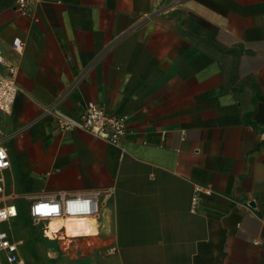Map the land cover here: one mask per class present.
<instances>
[{
    "label": "crops",
    "instance_id": "obj_1",
    "mask_svg": "<svg viewBox=\"0 0 264 264\" xmlns=\"http://www.w3.org/2000/svg\"><path fill=\"white\" fill-rule=\"evenodd\" d=\"M0 51L18 87L0 112V205L18 216L1 227L24 264L35 242L57 264H90L65 253L83 242L115 264H264V0H0ZM88 101L126 114L118 144L55 129ZM106 188L90 233L30 221L36 198Z\"/></svg>",
    "mask_w": 264,
    "mask_h": 264
},
{
    "label": "built area",
    "instance_id": "obj_2",
    "mask_svg": "<svg viewBox=\"0 0 264 264\" xmlns=\"http://www.w3.org/2000/svg\"><path fill=\"white\" fill-rule=\"evenodd\" d=\"M42 1L14 0V8L21 14H27L31 5ZM23 45V40L15 37L11 48L16 53H20ZM16 75V65L0 51V112L3 114H10L18 92ZM54 126L60 132L80 129L111 144H118L128 131V118L125 113L111 111L104 104L88 101L76 120L58 117L54 120ZM10 165L8 150L0 137V201L4 199L3 173ZM200 189V186L194 187L191 197L192 209L195 208L198 200L197 192ZM101 193L104 196H110L113 190L112 188L91 189L72 196L58 192L56 195L36 198L28 206V215L34 222H61L64 232L69 230L75 235L87 234L98 227L97 217L101 208L99 197ZM17 216L18 208L15 204L0 205V253L4 254L8 263L24 264L18 255L20 241L13 240L7 230L1 227L3 223ZM109 250L112 251L113 248Z\"/></svg>",
    "mask_w": 264,
    "mask_h": 264
},
{
    "label": "rangeland",
    "instance_id": "obj_3",
    "mask_svg": "<svg viewBox=\"0 0 264 264\" xmlns=\"http://www.w3.org/2000/svg\"><path fill=\"white\" fill-rule=\"evenodd\" d=\"M31 223L33 224H40L37 222H34L32 219H30ZM22 243V241H21ZM34 248H32L31 253L33 256V262H31L30 264H57V256H61L60 252L62 251V249H60V247L56 244H53L52 246L49 245L47 248H44L43 250H40V247L38 246L37 242H35L33 244ZM91 249V263L90 264H115L113 261H110L111 259V254L112 252L109 250V248H103V247H99L96 246L95 243L89 242L88 244L83 242L80 245H76L75 247H73L72 249H66L65 253L66 256L69 258L73 256V258H75L76 260H78V258H81L82 256H85L86 254L85 251ZM68 251H70L71 253H68ZM20 252L22 254L23 252V246L21 244L20 246ZM51 256L49 257L51 261L49 262H44L45 257L47 256ZM72 260L70 259L69 262L67 261V264H81L78 262H71ZM26 264V263H25ZM61 264V262L59 263Z\"/></svg>",
    "mask_w": 264,
    "mask_h": 264
}]
</instances>
